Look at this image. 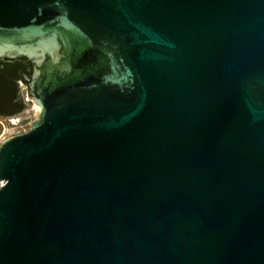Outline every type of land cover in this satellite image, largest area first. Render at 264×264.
Listing matches in <instances>:
<instances>
[{
	"label": "water",
	"instance_id": "95a60500",
	"mask_svg": "<svg viewBox=\"0 0 264 264\" xmlns=\"http://www.w3.org/2000/svg\"><path fill=\"white\" fill-rule=\"evenodd\" d=\"M0 61V264H264V0H0Z\"/></svg>",
	"mask_w": 264,
	"mask_h": 264
},
{
	"label": "flooded vegetation",
	"instance_id": "af4514ba",
	"mask_svg": "<svg viewBox=\"0 0 264 264\" xmlns=\"http://www.w3.org/2000/svg\"><path fill=\"white\" fill-rule=\"evenodd\" d=\"M21 72L30 74L32 72V64L29 61H0V117L8 116L14 107L10 104V92L12 79L19 78L21 80ZM17 81V87H18ZM20 95V94H18ZM19 99V97H18Z\"/></svg>",
	"mask_w": 264,
	"mask_h": 264
},
{
	"label": "rangeland",
	"instance_id": "374dc122",
	"mask_svg": "<svg viewBox=\"0 0 264 264\" xmlns=\"http://www.w3.org/2000/svg\"><path fill=\"white\" fill-rule=\"evenodd\" d=\"M18 85L27 90L26 85L24 83L20 84L19 81ZM25 89L23 90V94L25 93ZM22 101L26 102L23 100V97H22ZM26 103L31 104V109L26 110L14 116L8 115V116L0 117V143L9 137H12L16 134L29 130L31 122L38 115V110L32 104L31 98L30 101Z\"/></svg>",
	"mask_w": 264,
	"mask_h": 264
},
{
	"label": "trees",
	"instance_id": "16d2710c",
	"mask_svg": "<svg viewBox=\"0 0 264 264\" xmlns=\"http://www.w3.org/2000/svg\"><path fill=\"white\" fill-rule=\"evenodd\" d=\"M17 81H19V78H13L12 79V86H11L9 101H10L11 106L14 108L9 115H14V114L18 113L19 111H21V109L23 108V105L19 102L20 95H18L19 89L17 87ZM18 97H19V99H18Z\"/></svg>",
	"mask_w": 264,
	"mask_h": 264
},
{
	"label": "built area",
	"instance_id": "2783aa9c",
	"mask_svg": "<svg viewBox=\"0 0 264 264\" xmlns=\"http://www.w3.org/2000/svg\"><path fill=\"white\" fill-rule=\"evenodd\" d=\"M22 82H20L21 84ZM25 89V88H24ZM23 100L26 101V102H29L30 101V98H29V95H28V92L27 90L25 89V93L23 94ZM3 186V184H1L0 182V187Z\"/></svg>",
	"mask_w": 264,
	"mask_h": 264
}]
</instances>
